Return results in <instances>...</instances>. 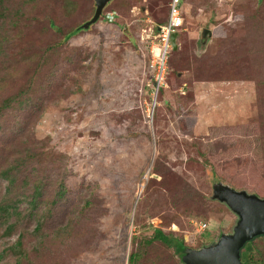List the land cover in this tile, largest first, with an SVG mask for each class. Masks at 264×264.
Returning a JSON list of instances; mask_svg holds the SVG:
<instances>
[{"label":"rangeland","instance_id":"rangeland-1","mask_svg":"<svg viewBox=\"0 0 264 264\" xmlns=\"http://www.w3.org/2000/svg\"><path fill=\"white\" fill-rule=\"evenodd\" d=\"M74 1L71 18L61 14L62 0L5 2L19 11L8 35L0 32L7 39L0 76L2 60L18 61L19 71L10 73L0 99L31 78L49 74L50 82L41 108L9 110L0 119V173L24 148L34 154L13 186L0 176V200L27 194L24 176L62 178L65 167L74 189L53 208L52 224L71 220L75 241L60 264H128L139 240L156 227L194 248L229 232L236 215L212 198L214 184L264 197V0H185L163 93L150 67L149 34L164 19L168 0H113L92 30L54 46L58 35L46 15L68 30L95 12V0ZM203 29L212 32L204 43ZM85 200L90 206L82 212ZM38 210L47 213L45 204ZM25 228L0 238V248ZM28 244L26 264H53L46 249ZM251 247L252 256L264 257V237ZM14 263L7 257L0 264ZM136 264L182 263L156 241Z\"/></svg>","mask_w":264,"mask_h":264},{"label":"trees","instance_id":"trees-1","mask_svg":"<svg viewBox=\"0 0 264 264\" xmlns=\"http://www.w3.org/2000/svg\"><path fill=\"white\" fill-rule=\"evenodd\" d=\"M7 0H0V32L8 33L11 31L13 25H15L13 15L14 12H18L19 10H12L10 5L6 4ZM171 0H168L166 15L164 19L157 22V25L162 24L168 18L169 13V4ZM111 3V2H110ZM109 3V4H110ZM77 9V3L74 0H62V15L71 18ZM47 23L51 29L55 31L58 35V39L54 42V46H60L68 42L72 37H74L79 31L84 29L81 28V25L87 21L84 20L83 23L77 24L71 29L64 30L62 25H58L56 21V17L52 15H46ZM90 19V18H89ZM11 24L12 26L6 27L4 24ZM97 23V22H95ZM95 23L91 24L89 29H93ZM113 24V23H111ZM87 29V30H89ZM125 29V28H124ZM124 32V35L127 39H130V36ZM2 30V31H1ZM181 30V29H180ZM6 39V35H0V60L3 54L4 48L2 47L3 40ZM7 40V39H6ZM5 40V41H6ZM134 42V41H133ZM176 49H172L169 53V56L176 53ZM36 57H29L35 62ZM2 60L1 70H3V74L0 76V92L6 89L10 82V73L16 74L19 71V66L17 62H4ZM36 63V62H35ZM9 65V66H8ZM171 67V65H169ZM12 68V69H11ZM30 68V67H29ZM173 68V67H171ZM175 69L173 68V72L175 73ZM179 72L180 69H179ZM38 73V72H37ZM19 73H17L18 75ZM33 76V75H32ZM48 77V78H47ZM36 81L34 79H29L27 81L25 88L19 90L18 92L9 93L2 95L0 99V119L4 120L6 118L7 112L9 110H21L28 108H41L42 99H46V86L50 82L49 74L43 79V81ZM161 93L164 92V89L161 87L159 89ZM163 97V96H162ZM164 104H167V101L163 100ZM27 111V110H26ZM16 124L22 126L19 121H16ZM149 138V136H148ZM28 139L24 140V143H27ZM44 143L43 148H47L48 144ZM49 151V150H46ZM19 150L17 151V153ZM53 153L52 151H49ZM64 153V151H62ZM203 154V153H201ZM205 154V153H204ZM34 154L28 148L25 149L23 153H20L18 157L14 156V162L10 165L9 168L3 170L0 173L1 178L6 180L8 184L14 185L17 181L18 176L22 173H25V167L29 164ZM44 155V152L42 153ZM13 157V158H14ZM42 164V163H41ZM48 164H43L42 169L45 170ZM41 169V170H42ZM62 178L49 177V173H43V176H40L37 173L34 177H30L27 175L25 179L24 190H27V194H24L22 198L16 196L15 199L2 198L0 200V227L4 229L2 235H0L1 240L5 237H9L18 226L26 227L27 230L24 233H20L18 238L12 242L9 246L0 248V263L4 262L7 257L15 258L14 264H23V261L26 263L29 262V254L28 249L29 244L33 248V250H37L38 252L42 248L45 250V254L51 256L53 260V264H60L64 258L62 259L61 254L65 248L72 246L71 242L75 241L72 236V224L68 223L63 224V222L58 224H52L56 218V215H53V208L61 205L62 202L68 199L69 194L71 193V189L74 188L70 185L71 181L68 182V177L65 175V167L62 170ZM29 174V173H28ZM58 175V174H57ZM75 185V184H73ZM48 189H54L51 195L48 194ZM7 190L10 192L11 186L7 187ZM46 194V198L44 195ZM260 196V195H259ZM81 211L84 212L90 206V202L85 200ZM26 203L25 207H22L21 204ZM41 204L46 205L47 213L39 212L38 208ZM52 216L54 218H52ZM264 237V235L256 236L254 239ZM248 241L241 249V260L246 264H264V257H254L251 255L252 247L251 243L254 240ZM159 241L161 244L172 248L174 254L178 255L182 264H186L182 261L181 257L185 251V249L189 246L186 245L184 238L175 234L174 232H166L161 227H156L149 237H142L139 240V249L135 252H132L128 257V264H136L138 259L143 255L148 246L152 245L154 242ZM51 263V262H50ZM52 264V263H51Z\"/></svg>","mask_w":264,"mask_h":264},{"label":"water","instance_id":"water-1","mask_svg":"<svg viewBox=\"0 0 264 264\" xmlns=\"http://www.w3.org/2000/svg\"><path fill=\"white\" fill-rule=\"evenodd\" d=\"M113 0H95V12L82 29L97 22L106 6ZM211 30L203 29L201 42L211 37ZM178 33L172 35L173 49H177ZM212 198L225 204L236 220L229 232L221 233L214 241L199 248L187 247L181 257L186 264H246L241 260V249L256 236L264 235V197L245 189H237L218 181L212 189Z\"/></svg>","mask_w":264,"mask_h":264},{"label":"built area","instance_id":"built-area-1","mask_svg":"<svg viewBox=\"0 0 264 264\" xmlns=\"http://www.w3.org/2000/svg\"><path fill=\"white\" fill-rule=\"evenodd\" d=\"M184 1H170L167 21L160 26L159 32L155 36V41L150 44L152 54L150 67L155 72L154 78L157 91L165 77L166 59L172 49L171 37L183 24L182 4ZM201 228H206V224H202Z\"/></svg>","mask_w":264,"mask_h":264},{"label":"clouds","instance_id":"clouds-1","mask_svg":"<svg viewBox=\"0 0 264 264\" xmlns=\"http://www.w3.org/2000/svg\"><path fill=\"white\" fill-rule=\"evenodd\" d=\"M185 2V1H184ZM183 2V3H184ZM182 7H183V4H182ZM169 14V13H168ZM103 15V14H102ZM166 21H167V19H166ZM165 21V22H166ZM164 22V23H165ZM164 23H162V24H164ZM162 24H159V25H155V31L154 32H151L150 34H149V36L151 37L150 39H151V41H150V44H151V42L152 41H155V36H156V34L159 32V29H160V26L162 25ZM182 26H183V24H182ZM182 26L181 27H179V29H178V31H176L175 33H178L179 34V32H180V29L182 28ZM87 30V29H86ZM178 37V36H177ZM171 42H172V37H171ZM176 42H177V40H176ZM178 45V44H177ZM172 49H173V43H172ZM171 49V50H172ZM170 50V51H171Z\"/></svg>","mask_w":264,"mask_h":264},{"label":"crops","instance_id":"crops-1","mask_svg":"<svg viewBox=\"0 0 264 264\" xmlns=\"http://www.w3.org/2000/svg\"><path fill=\"white\" fill-rule=\"evenodd\" d=\"M184 4V3H183Z\"/></svg>","mask_w":264,"mask_h":264}]
</instances>
